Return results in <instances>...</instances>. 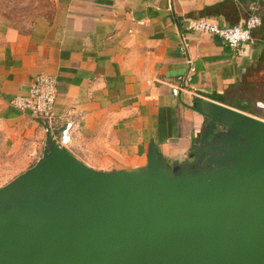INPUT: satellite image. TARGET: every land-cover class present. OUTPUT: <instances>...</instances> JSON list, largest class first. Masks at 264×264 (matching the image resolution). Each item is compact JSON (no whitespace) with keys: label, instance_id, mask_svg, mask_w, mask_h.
<instances>
[{"label":"crops","instance_id":"obj_1","mask_svg":"<svg viewBox=\"0 0 264 264\" xmlns=\"http://www.w3.org/2000/svg\"><path fill=\"white\" fill-rule=\"evenodd\" d=\"M251 1L23 0L12 8L0 0L6 171L16 177L39 163L50 140L92 168L113 171L145 166L154 139L165 160L179 165L199 142L205 116L194 105L202 100L264 119V0L245 52L189 27L200 18L238 25ZM41 73L57 79L51 130L11 104ZM175 87L183 88L178 96Z\"/></svg>","mask_w":264,"mask_h":264},{"label":"water","instance_id":"obj_2","mask_svg":"<svg viewBox=\"0 0 264 264\" xmlns=\"http://www.w3.org/2000/svg\"><path fill=\"white\" fill-rule=\"evenodd\" d=\"M190 160L92 168L49 141L0 187V264H264V119L212 100Z\"/></svg>","mask_w":264,"mask_h":264},{"label":"built area","instance_id":"obj_3","mask_svg":"<svg viewBox=\"0 0 264 264\" xmlns=\"http://www.w3.org/2000/svg\"><path fill=\"white\" fill-rule=\"evenodd\" d=\"M260 2L261 0L251 1L250 14L238 25H221L210 19L200 18L191 20L189 27L196 32L217 35L230 47L240 48V52H245L244 46L254 42L253 32L262 24ZM182 89V87H175L173 93L178 96ZM57 95L56 77L41 73L31 82L27 92L17 95L11 104L21 113H29L35 118L44 119L47 123V130H51L58 119L54 110ZM71 125L63 131V143L71 139L68 134Z\"/></svg>","mask_w":264,"mask_h":264},{"label":"rangeland","instance_id":"obj_4","mask_svg":"<svg viewBox=\"0 0 264 264\" xmlns=\"http://www.w3.org/2000/svg\"><path fill=\"white\" fill-rule=\"evenodd\" d=\"M22 1L23 0H7V4H13L12 8H14L16 5H22ZM18 12H21L20 9H18ZM6 163L7 161L5 160V158L0 155V187L6 185L12 180V178L14 179L15 177V175H13L12 173H8V171H6V169L4 168Z\"/></svg>","mask_w":264,"mask_h":264}]
</instances>
